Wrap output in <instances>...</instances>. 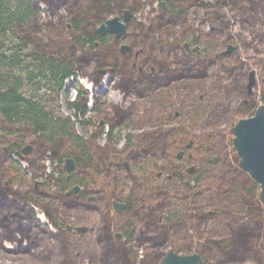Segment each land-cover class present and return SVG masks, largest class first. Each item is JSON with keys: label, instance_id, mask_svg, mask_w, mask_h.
<instances>
[{"label": "trees", "instance_id": "obj_1", "mask_svg": "<svg viewBox=\"0 0 264 264\" xmlns=\"http://www.w3.org/2000/svg\"><path fill=\"white\" fill-rule=\"evenodd\" d=\"M146 8L143 18H137L136 13ZM126 9L131 19L122 41L112 34L96 33L100 23L122 17ZM228 10L237 12L238 23L248 19L244 28L251 39L246 46L255 48L253 41L264 45V0H0V250L8 242L14 248L6 252L30 264H78L74 237L64 222L70 210H84L98 215L92 233L95 250L89 257L93 264H159L164 255L160 250L167 243L178 254L197 252L201 264H264V207L258 200L259 187L238 167L233 150L227 153L212 144L194 143L192 149L201 148L209 156L187 174L185 162L190 159H177L176 153L185 149L189 137L182 126L164 125L174 119L173 112L155 117L150 130L136 137L127 135L125 145L116 151L111 144L123 126L134 122L133 114L101 101L102 93L93 95V112L103 110L104 122L87 138L76 133L69 117L53 111L65 82L77 74L96 85L104 69L116 91L144 98L183 81L203 80L219 62L232 78L230 90L237 93L235 102L224 105L220 114L237 117L235 121L252 116L264 103V69L254 86L257 90L248 96L243 63L239 65L241 79H235L234 68L223 62L231 54L211 50L195 54L183 49L184 40L206 48L217 39L224 49L234 43L235 16ZM199 13L194 25L191 20ZM203 23L209 27L204 33L200 30ZM122 42L141 50L140 58L133 62L122 55ZM151 69L154 74L148 76ZM86 96L80 90L70 103L75 117L86 113ZM103 127L107 142L99 145L96 138ZM26 141L32 152L19 159ZM46 157L61 173L64 158L72 157L76 164L72 179L66 181L61 173L58 177L46 174ZM146 158L156 162L165 180L174 182L171 197L182 204L168 211L160 225L158 212L170 196L165 189L145 185L139 175L128 172L134 186L118 197L114 176L112 182L106 180L111 172L125 168L124 161ZM152 175L157 176V171ZM37 180H42L38 190L34 189ZM70 183L81 189L66 195ZM205 195L213 200L212 209L200 203ZM91 196L95 201L87 200ZM113 199L127 202L121 215L112 214ZM149 199L154 202L149 204ZM35 207L46 224L37 218ZM208 222L213 226L207 228ZM116 232L124 238H115ZM176 233L184 235L182 244L174 241Z\"/></svg>", "mask_w": 264, "mask_h": 264}, {"label": "rangeland", "instance_id": "obj_2", "mask_svg": "<svg viewBox=\"0 0 264 264\" xmlns=\"http://www.w3.org/2000/svg\"><path fill=\"white\" fill-rule=\"evenodd\" d=\"M148 10L149 9L146 8L145 11L137 12L136 17L142 19ZM227 12L229 15L235 16V24L232 29V32L235 33V41L234 43H230V45L237 46V49L231 52L230 54L232 56L223 62L227 68H234L232 75L235 79H241L242 68L239 66L240 63H243L246 72L253 69L256 78L255 84H257L262 78V70L264 69V45L259 46L253 41L252 46L255 48L246 46L244 43L251 39V36L248 35L247 30L244 28L248 27V19H241L239 20L240 23H238L240 16L237 12H234L233 10H228ZM200 15H202V13H199V15L191 20L194 25L198 24V17ZM208 29L209 27H207L206 23H203L200 26L202 33L206 32ZM184 41L189 42L190 47L198 46L200 53L206 50H211L212 53L224 50L218 39L209 43L207 48L201 44L190 43L189 40ZM101 75L100 81L96 85H94L88 78L81 77L79 74L74 78L72 77L68 79L65 82L64 90L59 93L57 100H55L53 104V111L57 116L63 118L69 117L71 121H73L74 129L79 136L87 138L90 134L94 133L96 129L95 126H98L97 124L100 126L103 125L100 124V121L104 120V115L106 113L103 110H100L103 112H93V107L95 105L93 95L96 93H102L100 98L101 101L105 100L108 101L107 104L110 102L121 106L133 114L134 122L128 126H123L120 129V133L117 134L114 142L111 144L116 151L120 150L125 145L127 135L130 137H136L143 131L150 130L151 127L155 126V117H158L162 113L167 114L169 112L176 113V116L174 119L165 122V126H182L186 135L189 139L194 140V143L202 142L205 144H212L220 151L225 150L227 153L228 151L233 150L231 145L232 134L229 132V129L235 124V119H237V117L231 119L229 116L225 117L220 113L223 110L224 105L228 103L233 104L235 102L237 93L230 90L232 78H230L228 73L221 68V63L216 62L211 66L208 76L203 80L183 81L173 85L170 89H160L144 98H139L134 94H130L129 97H124L122 93L116 91L110 85V75L108 73ZM81 81H85L90 88H87ZM243 81L245 83L246 78L243 79ZM80 90L87 93V102L85 105L86 113L78 114L75 117V110L70 106V103L76 100ZM256 90L257 89L254 87L253 91ZM257 95H259L258 91ZM103 107H105V105H102L101 108ZM105 132L106 128L103 127L97 134L96 141L99 145H104L107 142ZM26 145L31 144L29 141H26L25 146ZM191 153L194 164L209 156V154L201 148H193ZM111 159L113 161L116 160V158L113 157ZM126 163L128 169L123 168L121 171H113L110 173V177L106 178V180L112 182L111 176H114L113 186L118 197L125 195L129 191V188L134 186L130 178L127 176V173L129 172L134 175H139L143 184L148 186H161L167 193H169L168 195L170 196L164 200L163 207L158 212L159 214L165 216L168 211H172L173 209L182 206L177 198L171 197L174 194V182L171 180H165V174H161L159 177L152 175V171H159L155 167V161L146 158L139 159L136 163L127 161ZM22 165L25 164L23 163ZM55 165L56 163L52 162L48 157L44 158L46 174H52L54 177H58L61 172L58 168L55 169ZM62 170L63 173H61L60 176L64 177L66 172L63 167ZM52 185L54 184L52 183ZM73 185L75 184L70 183L69 186L71 187ZM53 189L54 187L52 186V190ZM153 202V199L148 200L149 204ZM200 203L203 205L204 209L208 210L212 209L214 206L213 200L206 195L201 199ZM35 211L38 216L42 214L37 207H35ZM97 218L98 215L95 211L70 210L67 213V219H65L64 223L66 226L92 227L97 221ZM43 219L46 222L44 217ZM40 221L41 223H45L42 220ZM205 226L210 228L213 224L212 222H208ZM176 235L174 241L182 244L184 241V235L181 233H176ZM189 238H191V236L188 235L187 239ZM73 246L74 253L78 259V264H93L89 260L90 255H92L95 250L92 233L87 232L82 236L74 235ZM2 248L4 250H0V264H30L25 259H20L6 252L7 250L13 249L14 244L3 242ZM170 248L171 246L167 243L160 251L166 253ZM190 253L181 251L180 254ZM242 264L255 263L247 261Z\"/></svg>", "mask_w": 264, "mask_h": 264}, {"label": "water", "instance_id": "obj_3", "mask_svg": "<svg viewBox=\"0 0 264 264\" xmlns=\"http://www.w3.org/2000/svg\"><path fill=\"white\" fill-rule=\"evenodd\" d=\"M131 19V13L126 9L122 15L113 16L106 19L96 27V33L98 35L112 34L115 37L119 38L121 41L125 37L126 24ZM184 49L188 51L189 43H183ZM237 49V46L228 45L225 50L221 52L222 55H228L234 50ZM119 50L122 55H128L132 52V48L127 43H121ZM191 50L194 52H199V47H191ZM138 51L134 53L135 57L137 56ZM101 74L106 72L100 71ZM256 83L255 71L250 69L247 72V78L245 83L246 94L249 96L252 94L253 87ZM93 87V86H92ZM102 123V121H100ZM230 133L232 134L231 145L233 150L236 153L238 158V167L247 173L249 177L255 182L259 187L258 191V200L261 205L264 207V103L259 104L251 117H245L237 120L234 125L230 128ZM192 140L186 145L187 149H190L192 146ZM31 145L24 146L20 154H18L19 159H23L26 155L30 154L32 151ZM183 151H178L176 153L177 159L182 157ZM191 156V154H189ZM124 166L127 167V163L124 162ZM63 169L65 170L66 181H69L72 177L73 171L76 168L75 161L72 157H65L62 164ZM195 169L194 165H190L186 168L187 173H192ZM160 172L158 176H160ZM36 185V182L34 183ZM80 187L78 185L71 186L66 195L71 193H76ZM88 200H94V197H89ZM112 207L115 214L121 213L125 208V203L118 202L116 200L112 201ZM39 215L37 218L41 219ZM67 228L72 230L73 235L82 236L87 232L93 231V227H74L68 225ZM201 256L193 251L190 254H178L173 249H169L159 260V264H201Z\"/></svg>", "mask_w": 264, "mask_h": 264}, {"label": "flooded vegetation", "instance_id": "obj_4", "mask_svg": "<svg viewBox=\"0 0 264 264\" xmlns=\"http://www.w3.org/2000/svg\"><path fill=\"white\" fill-rule=\"evenodd\" d=\"M185 42H187V41H183V43H185ZM122 43H125V42H122ZM189 43V42H188ZM190 43H192V42H190ZM183 49H184V47H183ZM185 50V52H187V53H195V54H200V52H194V51H192L191 50V47H190V44H189V47H188V51H186V49H184ZM225 50V49H224ZM136 51H138V54H137V56L135 57V55H134V53L136 52ZM222 52V51H221ZM140 55H141V50H132V52L130 53V54H128V55H125V56H129L130 57V60H132L133 62H135L138 58H140ZM133 66H135V64H133ZM139 71H141V68L139 67ZM154 74V70L153 69H151V71L148 73V76H152ZM255 86V85H254ZM254 88V87H253ZM253 92V91H252ZM123 95V94H122ZM124 97H128V96H126V95H123ZM174 114V118H175V116H176V113H173ZM251 117V116H250ZM103 120H102V123H100V124H103ZM232 127V126H231ZM230 127V128H231ZM97 128V127H96ZM229 132H230V129H229ZM190 140H192V139H188V142L190 141ZM193 142H192V146H191V148L190 149H187L186 148V146H185V149H180V150H178V151H183V154H182V157L183 158H186L187 157V159H190L189 161H187V162H185V164H186V167L185 168H187L189 165H194L195 166V169H196V165L193 163V156H192V147L194 146V140H192ZM188 144V143H187ZM186 144V145H187ZM177 151V152H178ZM189 154H191V156H189ZM181 157V158H182ZM180 158V159H181ZM124 162H126V161H124ZM124 162H123V165H124ZM125 167V166H124ZM125 169H128L127 167H125ZM194 169V170H195ZM193 170V171H194ZM185 171H186V169H185ZM193 171H192V173H193ZM161 173V174H163L161 171H158L157 172V177H159L158 176V173ZM187 173V172H186ZM192 173H190V174H192ZM160 174V175H161ZM187 174H189V173H187ZM71 179H72V177H71ZM70 179V180H71ZM69 180V181H70ZM36 182V185L34 184V189H36V190H38L40 187H42V180H37V181H35ZM75 184V183H74ZM75 185H78V184H75ZM79 187H80V189H81V186L80 185H78ZM79 189V190H80ZM78 190V191H79ZM72 194V193H71ZM70 195V194H69ZM91 197H94V196H91ZM87 200H88V198H87ZM113 200H116V201H118V202H122V203H125V208H124V210L126 209V205H127V202L126 201H123V200H117V199H113ZM112 200V201H113ZM89 202H93V201H95V197H94V200H88ZM123 210V211H124ZM111 211H112V214L113 215H115V216H118V215H121L122 214V212L121 213H119V214H115L114 213V211H113V207H112V203H111ZM164 215H161V214H159V220H158V224L160 225V224H162V222L164 221ZM47 221V220H46ZM93 227V226H92ZM94 228V227H93ZM66 229H67V231H69V232H71V234H72V230H69L68 228H67V226H66ZM93 231H94V229H93ZM93 231H91L90 233H93ZM141 232V231H140ZM72 236L74 237V235L72 234ZM114 237L115 238H117V239H123L124 238V235L121 233V232H116V234H114ZM202 258V257H201Z\"/></svg>", "mask_w": 264, "mask_h": 264}, {"label": "bare ground", "instance_id": "obj_5", "mask_svg": "<svg viewBox=\"0 0 264 264\" xmlns=\"http://www.w3.org/2000/svg\"><path fill=\"white\" fill-rule=\"evenodd\" d=\"M83 84L86 85L87 88H90V86L88 84L85 83V81H81ZM41 219H43V217L41 216Z\"/></svg>", "mask_w": 264, "mask_h": 264}]
</instances>
